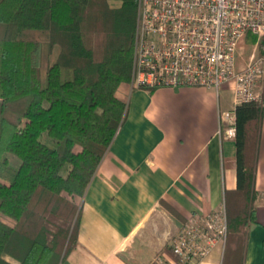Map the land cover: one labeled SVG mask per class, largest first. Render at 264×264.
<instances>
[{
    "label": "trees",
    "instance_id": "16d2710c",
    "mask_svg": "<svg viewBox=\"0 0 264 264\" xmlns=\"http://www.w3.org/2000/svg\"><path fill=\"white\" fill-rule=\"evenodd\" d=\"M138 4L0 0V264H63L77 246L76 199L125 118L116 91L132 78ZM262 111L260 101L234 110L238 186L226 192L227 239L230 228L242 239L253 219Z\"/></svg>",
    "mask_w": 264,
    "mask_h": 264
},
{
    "label": "crops",
    "instance_id": "0c3cea01",
    "mask_svg": "<svg viewBox=\"0 0 264 264\" xmlns=\"http://www.w3.org/2000/svg\"><path fill=\"white\" fill-rule=\"evenodd\" d=\"M233 84L149 90L132 79L120 83L125 118L82 199L78 244L63 264H177L169 244L188 217H227L226 192L238 186L236 143L225 134ZM257 90L253 219L242 239L230 228L228 239L189 264H264V77Z\"/></svg>",
    "mask_w": 264,
    "mask_h": 264
},
{
    "label": "built area",
    "instance_id": "2783aa9c",
    "mask_svg": "<svg viewBox=\"0 0 264 264\" xmlns=\"http://www.w3.org/2000/svg\"><path fill=\"white\" fill-rule=\"evenodd\" d=\"M248 34L259 39L264 35V0H139L132 83L149 90H218L233 82L235 107L260 101L257 87L264 77V53H254L241 68L236 63L237 48ZM225 134L236 136L235 112ZM226 236L225 212L196 213L171 240L172 253L177 264H189L206 257Z\"/></svg>",
    "mask_w": 264,
    "mask_h": 264
},
{
    "label": "rangeland",
    "instance_id": "374dc122",
    "mask_svg": "<svg viewBox=\"0 0 264 264\" xmlns=\"http://www.w3.org/2000/svg\"><path fill=\"white\" fill-rule=\"evenodd\" d=\"M112 4L116 5V4H119V2L112 3ZM138 14H139V4H138ZM263 39H264V35H262L260 37V39L258 38V40L256 42H253L251 38L247 39L245 37V39L239 44V46L237 48V52H236L237 67H240L241 64L246 63L247 59L249 58V55H251L252 53L255 52L256 55L261 53L262 47L264 45V44L263 45L261 44ZM254 49H255V51H254ZM82 199H83L82 197H78L76 199V203L78 205H81L82 204ZM7 221L8 222H12L13 220L12 219H7ZM174 236H172L171 240L173 239ZM241 238H242V236H241ZM169 249L171 250V242L169 244ZM175 258L178 261V258L177 257H175Z\"/></svg>",
    "mask_w": 264,
    "mask_h": 264
}]
</instances>
